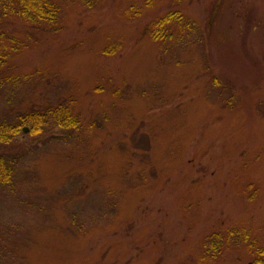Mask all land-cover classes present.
Returning <instances> with one entry per match:
<instances>
[{
	"label": "rangeland",
	"instance_id": "374dc122",
	"mask_svg": "<svg viewBox=\"0 0 264 264\" xmlns=\"http://www.w3.org/2000/svg\"><path fill=\"white\" fill-rule=\"evenodd\" d=\"M55 1L51 28L7 24L0 264H249L264 249V0ZM170 11L183 20L155 38ZM57 105L75 128L21 121Z\"/></svg>",
	"mask_w": 264,
	"mask_h": 264
},
{
	"label": "trees",
	"instance_id": "16d2710c",
	"mask_svg": "<svg viewBox=\"0 0 264 264\" xmlns=\"http://www.w3.org/2000/svg\"><path fill=\"white\" fill-rule=\"evenodd\" d=\"M59 6L55 0H0V74L6 68L10 60L11 52L8 50L10 45L7 43L8 32L7 24L11 17L25 22L31 27L45 29L52 27L58 19ZM183 20V15L178 11H170L164 17L159 18L152 26L151 34L156 38L161 35L158 33L166 23ZM189 22L184 25L189 27ZM51 117L55 124L61 128L73 129L77 126V119L70 113L69 109L63 105L45 108V112H31L25 114L21 121L31 124V132L38 133L41 125ZM14 133V134H13ZM16 135L12 128L0 124V148L10 142V136ZM13 168L6 162L4 153L0 151V185L11 183ZM259 256L249 262V264H264V249L258 250Z\"/></svg>",
	"mask_w": 264,
	"mask_h": 264
},
{
	"label": "water",
	"instance_id": "95a60500",
	"mask_svg": "<svg viewBox=\"0 0 264 264\" xmlns=\"http://www.w3.org/2000/svg\"><path fill=\"white\" fill-rule=\"evenodd\" d=\"M27 130H28V129H27L26 127L23 128V131L27 132Z\"/></svg>",
	"mask_w": 264,
	"mask_h": 264
}]
</instances>
